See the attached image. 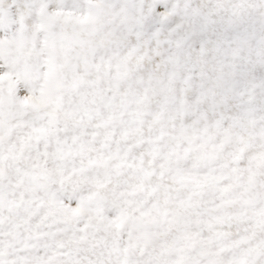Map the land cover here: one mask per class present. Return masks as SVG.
<instances>
[{"label":"snow or ice","instance_id":"snow-or-ice-1","mask_svg":"<svg viewBox=\"0 0 264 264\" xmlns=\"http://www.w3.org/2000/svg\"><path fill=\"white\" fill-rule=\"evenodd\" d=\"M0 264H264V0H0Z\"/></svg>","mask_w":264,"mask_h":264}]
</instances>
